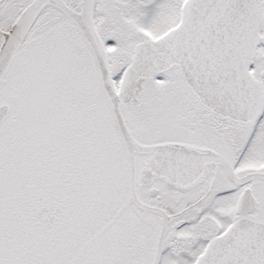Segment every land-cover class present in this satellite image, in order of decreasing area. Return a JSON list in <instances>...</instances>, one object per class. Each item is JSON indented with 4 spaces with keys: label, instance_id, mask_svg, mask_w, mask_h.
<instances>
[{
    "label": "snow or ice",
    "instance_id": "6c2138e0",
    "mask_svg": "<svg viewBox=\"0 0 264 264\" xmlns=\"http://www.w3.org/2000/svg\"><path fill=\"white\" fill-rule=\"evenodd\" d=\"M0 264H264V0H0Z\"/></svg>",
    "mask_w": 264,
    "mask_h": 264
}]
</instances>
